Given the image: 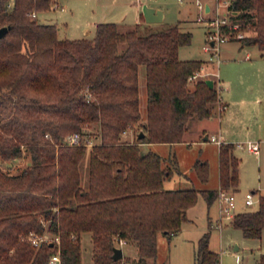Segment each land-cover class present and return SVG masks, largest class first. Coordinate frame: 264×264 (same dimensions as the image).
<instances>
[{
    "label": "trees",
    "instance_id": "16d2710c",
    "mask_svg": "<svg viewBox=\"0 0 264 264\" xmlns=\"http://www.w3.org/2000/svg\"><path fill=\"white\" fill-rule=\"evenodd\" d=\"M55 0H0V161L30 156L17 173L0 166V264H46L57 244L34 246L31 232L60 237L63 264H83L82 237L90 233L94 264H119L116 238L137 243L132 264H157L158 233L169 241L187 221L202 194L208 206L220 189L239 191L240 158L235 144L219 150L220 188H165L174 170L143 143L182 142L190 123L211 117L219 87L189 77L205 60L181 59L179 49L193 33L180 23L142 34L137 26L104 21L92 38H61L57 23L31 12L50 10ZM230 17L252 35L264 55V0H229ZM143 17V15H142ZM145 66L147 117L141 122L139 68ZM141 122L145 134L124 140ZM97 123L92 146L70 145L67 136ZM49 134V136H47ZM89 151V179L80 165ZM200 180L210 176L207 160L193 165ZM249 238L264 230V194L258 207L232 219ZM211 224L198 240L196 264H221L210 248ZM153 260V261H152ZM258 264H264L261 254Z\"/></svg>",
    "mask_w": 264,
    "mask_h": 264
},
{
    "label": "rangeland",
    "instance_id": "374dc122",
    "mask_svg": "<svg viewBox=\"0 0 264 264\" xmlns=\"http://www.w3.org/2000/svg\"><path fill=\"white\" fill-rule=\"evenodd\" d=\"M52 8L47 11L38 12V20L44 23H57L58 35L61 38H92L96 33V24L98 22L113 21L124 22L125 28L137 26L142 34L152 31L161 30L167 26L180 22L181 29L191 31L193 33L192 42L183 45L179 49L181 58L202 59L206 60L202 69H200L199 79H213L219 87L220 78L224 80L230 79L235 81V76L239 74V80L242 78H264V57L261 58L259 47L257 45H243L244 37L252 35L253 31L248 27L242 28L238 22L230 19L231 23L237 25L232 28L233 36L227 41L219 43L220 60H211V51L206 50L209 43L208 30L209 23L199 21L198 17L203 14L198 3L201 1L205 4V0H155L162 5L161 10L165 12V18L161 22H148L136 24L137 12L134 5L136 0H55ZM143 2H154V0H142ZM213 4V11L204 13L205 19L208 21L221 16H229L227 0H216ZM130 24V25H129ZM239 33L244 35L239 37ZM244 46L241 48V46ZM261 72V73H260ZM141 83V122L146 118L147 92L145 66L139 68ZM195 81H190L193 85ZM227 84V83H226ZM225 85V84H224ZM227 91H221L222 96ZM237 115L238 105L233 108ZM218 112L208 117L214 124L213 128L208 129L210 134L217 132L220 127V120L216 116ZM243 114L239 107V131L244 133H259L264 122L261 118L257 119L250 113ZM237 117V118H238ZM235 118V116H234ZM203 120V119H202ZM206 120V119H205ZM198 120H192L190 130L184 137L181 144L175 146H154L163 154L165 162L173 170L174 174L165 182V188H200L201 186H214L217 184V145L214 142L204 140L200 136L201 131L197 133L199 127ZM225 121L223 125L226 128H235L233 123ZM141 122L137 123L133 128L128 129L123 134L124 140H135L137 134L141 130ZM201 123V122H200ZM264 129V128H263ZM99 126L97 123L92 124L87 129L91 135L95 136ZM264 133V130H262ZM244 136L243 134L239 135ZM190 142H187V141ZM196 140V141H193ZM200 142H199V141ZM258 140V139H255ZM236 142V141H235ZM236 143V153L242 157L241 160V182L240 190L235 193L237 207L235 212L241 210L255 209L258 207L259 196L264 194V142L261 143L262 153L260 159L256 154L249 152L245 148L239 146V142H247V139H238ZM143 151H148L150 146L143 145ZM209 158L212 162L214 172L207 185L202 184L198 179L193 168L196 159ZM30 162V156L24 154L23 157L15 160L0 161V166L11 173L20 172L27 163ZM82 184L85 186L89 179V151L81 161L80 165ZM249 191H255L256 202L253 205L245 204V194ZM261 192V193H260ZM219 203L215 201L208 206L205 197L200 194L196 205L189 211V217L192 221L184 223L182 229L169 241L163 232L158 233V251L156 257L157 264H196V252L198 240L209 230V220L215 223L211 226L210 248L217 251L220 255L221 264H258L261 254H264V230L260 238L246 237L242 229L233 226L231 219L223 218L221 224H217L219 219ZM83 264H94L93 261V244L90 233L83 234ZM125 257L137 256V243L128 242L123 246ZM153 261V260H152Z\"/></svg>",
    "mask_w": 264,
    "mask_h": 264
},
{
    "label": "crops",
    "instance_id": "0c3cea01",
    "mask_svg": "<svg viewBox=\"0 0 264 264\" xmlns=\"http://www.w3.org/2000/svg\"><path fill=\"white\" fill-rule=\"evenodd\" d=\"M205 1H206L205 6L209 5V10L206 12H212L213 11V4L212 3H215L216 0H205ZM227 1H228V5H229V0H227ZM144 3H147V2H143L142 0H136L134 2L136 12H137V20L135 22L136 24H139L142 22L145 24H148V22L146 21V19L144 17L143 10H142ZM147 4L152 6V7H155L156 9L162 8V5L160 4V2L155 1V0H154V2H149ZM142 15H143V17H142ZM37 16H38V13H37ZM164 18H165V12H164ZM164 18H163V20H164ZM120 24L128 25V24H124V22L123 23L121 22ZM243 45H247V44H243ZM243 45L241 46V48L244 47ZM259 55L261 58L264 57V55L261 54V50H260ZM181 59H191V58H181ZM262 72L264 73V70H262ZM216 76L219 80V85H222L224 89H226V87H227V91H226L225 95L222 96L223 101L227 104V108L225 110H222V111L219 110V105H217L215 108V110L219 114L218 116L216 114L215 115L219 118V120L221 122L220 127H219L217 132H213L212 134H210L208 129L211 130V128H213L211 124H214V123L209 118H203V120L199 119L200 121H198L199 127H197V133H199L201 131L200 136H203L204 140L214 142V144L217 145V159L215 161L216 165H217L216 170L213 169V166H212L213 164H212V162H210L211 160L208 157L205 159L202 158V160H207L209 162V167H210L209 180L212 177L214 170L217 171V184L214 186H211V187L201 186L198 189H203V188H213V189L217 188V189H219L220 188L219 150H220L221 143H219L218 141L212 140V138H211L212 135H214L222 143L223 142H232L235 144V146H236V143H238L237 142L238 139H245V140L247 139V142L248 141H258L259 142L258 152L250 151L246 147H241V148H245L249 152L256 154L259 159H260V155L262 153L261 143L264 142V133L262 132V130H264L263 129L264 125H263L262 129L259 131V133H253V132L244 133L242 130L239 131V117H238L239 116V107H240V110L243 111V114H244V112L250 113L251 116H253V117L255 116L257 119L261 118L262 121L264 122V78L260 77L258 80H255L256 78L248 77V78H242L239 80V74H237L235 76V81H232L228 78H227V80H224L223 78H220L218 74ZM139 81H140V75H139ZM140 96H141V83H140ZM234 105H238V110L236 113L237 115H235V113H234L236 111L233 110ZM234 116H235V118H234ZM146 117H147V107H146ZM195 120H198V119H195ZM231 120H234L233 123L235 125V128H232V129L226 128L223 125V123L225 121L232 123ZM189 130H190V127L187 130V132ZM187 132L185 133V135L187 134ZM240 134H243L244 136L240 137L239 136ZM185 135H184V137H185ZM255 139H258V140H255ZM183 141H184V138H183ZM193 141H196V140H193ZM182 142H177V143H143L142 146L146 144V145L150 146L149 150H153V151L161 154L158 150H155L153 147L154 146H175V145L181 144ZM187 142H190V141L188 140ZM239 143H245V142H239ZM234 152L240 158V166H241L242 157L236 153V148L234 149ZM161 155L163 156V154H161ZM195 161H194V163H195ZM194 163H193V165H194ZM241 169L242 168H240V182L242 179L241 178ZM197 177L200 180L198 175H197ZM209 180L206 183L202 182L201 180L200 181L202 182V184L207 185ZM240 182H239V185H240ZM167 189H177V188H167ZM239 190H240V188H239ZM261 194H263V193H261ZM199 196H200V194H199ZM198 200H199V198H198ZM215 201H218V199H216ZM194 206H192L188 209V218L189 219L187 221H184L183 224L187 223L188 221L189 222L192 221V219L189 217V211ZM214 223L215 222L213 220H209V224H211V226L214 225ZM231 223H232V220H231ZM183 224H182V226H183ZM217 224L218 225L221 224L220 216H219V219H217ZM155 261H156V259H155Z\"/></svg>",
    "mask_w": 264,
    "mask_h": 264
},
{
    "label": "built area",
    "instance_id": "2783aa9c",
    "mask_svg": "<svg viewBox=\"0 0 264 264\" xmlns=\"http://www.w3.org/2000/svg\"><path fill=\"white\" fill-rule=\"evenodd\" d=\"M200 9L202 10L203 14H200L198 17L199 21H206V24L209 23V43L206 45V50L211 51V60L217 59L220 60V46L219 43L223 41L229 40L231 36H233L234 32L232 31L233 27H236L237 25H234L231 23L229 16H221L220 13H218V17L215 19H212L207 22V20L204 17V13H206V6L204 3L199 1L198 3ZM32 15H37L36 12H31ZM239 37L243 38L244 35L242 33H239ZM200 76V70L193 73L190 77V81H195ZM223 86L219 85V110H225L227 108V104L223 101L221 91L223 90ZM126 132V131H125ZM124 132V133H125ZM49 136V134H47ZM212 140L218 141L219 143H222L219 139H217L214 135H212ZM98 141L96 136L91 135L90 133H73L65 139V142L70 145H87L92 146L96 144ZM240 147H246L250 151L258 152L259 150V142L258 141H248L246 143H239ZM218 202H219V211H220V220L223 218L233 219L236 212L237 202H236V195L235 192L220 189L218 196H217ZM256 202L255 198V192L249 191L245 194V204L246 205H253ZM220 225V224H219ZM28 239L31 241V243L39 247L43 242H51L53 244H57V248L55 252H53L46 264H63V258H62V252L60 248V237L58 235H53L49 232L45 233H36L31 232L28 236ZM127 243V240L124 238H116V244L117 246L123 247ZM119 264H132L125 256L120 259Z\"/></svg>",
    "mask_w": 264,
    "mask_h": 264
},
{
    "label": "water",
    "instance_id": "95a60500",
    "mask_svg": "<svg viewBox=\"0 0 264 264\" xmlns=\"http://www.w3.org/2000/svg\"><path fill=\"white\" fill-rule=\"evenodd\" d=\"M144 17L147 22H161L164 18V12L161 9H156L155 7H152L148 5L147 3L143 4L142 7ZM209 10V5L206 6V11ZM9 26H2L0 27V38H2L8 31ZM207 84L213 88L215 85V81L213 79H206ZM144 132L141 131L139 134V137L144 136ZM124 257V251L123 247L120 246H115L114 247V252H113V258L115 260H120Z\"/></svg>",
    "mask_w": 264,
    "mask_h": 264
}]
</instances>
